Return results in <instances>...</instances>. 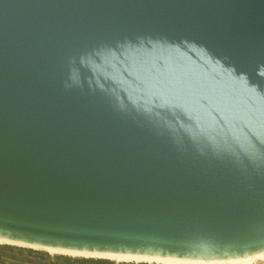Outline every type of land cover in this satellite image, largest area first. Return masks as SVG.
Segmentation results:
<instances>
[{
    "label": "water",
    "instance_id": "1",
    "mask_svg": "<svg viewBox=\"0 0 264 264\" xmlns=\"http://www.w3.org/2000/svg\"><path fill=\"white\" fill-rule=\"evenodd\" d=\"M0 238L264 251V0H0Z\"/></svg>",
    "mask_w": 264,
    "mask_h": 264
},
{
    "label": "bare ground",
    "instance_id": "2",
    "mask_svg": "<svg viewBox=\"0 0 264 264\" xmlns=\"http://www.w3.org/2000/svg\"><path fill=\"white\" fill-rule=\"evenodd\" d=\"M0 244L41 250L51 255L57 254V255H65L69 257L106 259L116 263L131 262V263H149V264H249L256 259L264 258V251L242 257H235V258L193 259V258H180V257L148 255V254L90 252V251L71 250V249L56 248V247L42 246L36 244H27L23 242L8 240L5 238H0Z\"/></svg>",
    "mask_w": 264,
    "mask_h": 264
},
{
    "label": "trees",
    "instance_id": "3",
    "mask_svg": "<svg viewBox=\"0 0 264 264\" xmlns=\"http://www.w3.org/2000/svg\"><path fill=\"white\" fill-rule=\"evenodd\" d=\"M0 264H115L106 259L51 255L45 251L0 244ZM120 264H130L120 262ZM146 264V263H139Z\"/></svg>",
    "mask_w": 264,
    "mask_h": 264
},
{
    "label": "built area",
    "instance_id": "4",
    "mask_svg": "<svg viewBox=\"0 0 264 264\" xmlns=\"http://www.w3.org/2000/svg\"><path fill=\"white\" fill-rule=\"evenodd\" d=\"M134 264H137V263H134ZM146 264H149V263H146ZM249 264H264V258L256 259V260H254L253 262H251Z\"/></svg>",
    "mask_w": 264,
    "mask_h": 264
},
{
    "label": "rangeland",
    "instance_id": "5",
    "mask_svg": "<svg viewBox=\"0 0 264 264\" xmlns=\"http://www.w3.org/2000/svg\"><path fill=\"white\" fill-rule=\"evenodd\" d=\"M114 263H115V264H120V262H119V263L114 262ZM130 264H134V263H131V262H130ZM137 264H139V263H137Z\"/></svg>",
    "mask_w": 264,
    "mask_h": 264
}]
</instances>
